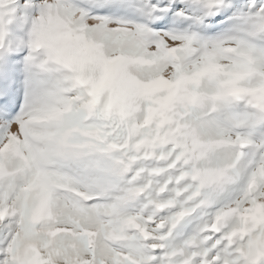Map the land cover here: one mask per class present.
Instances as JSON below:
<instances>
[{"label": "clouds", "instance_id": "obj_1", "mask_svg": "<svg viewBox=\"0 0 264 264\" xmlns=\"http://www.w3.org/2000/svg\"><path fill=\"white\" fill-rule=\"evenodd\" d=\"M0 264H264V0H0Z\"/></svg>", "mask_w": 264, "mask_h": 264}, {"label": "rangeland", "instance_id": "obj_2", "mask_svg": "<svg viewBox=\"0 0 264 264\" xmlns=\"http://www.w3.org/2000/svg\"><path fill=\"white\" fill-rule=\"evenodd\" d=\"M8 93L13 94V92L9 89L7 84L0 82V108L7 107L13 102L14 97L9 98Z\"/></svg>", "mask_w": 264, "mask_h": 264}, {"label": "bare ground", "instance_id": "obj_3", "mask_svg": "<svg viewBox=\"0 0 264 264\" xmlns=\"http://www.w3.org/2000/svg\"><path fill=\"white\" fill-rule=\"evenodd\" d=\"M7 95V94H6ZM8 95H9V98H12V97H14V95L12 94V93H8ZM5 96V95H4Z\"/></svg>", "mask_w": 264, "mask_h": 264}]
</instances>
